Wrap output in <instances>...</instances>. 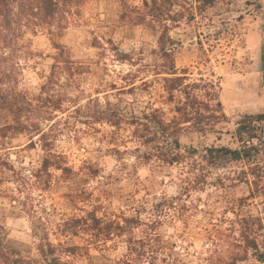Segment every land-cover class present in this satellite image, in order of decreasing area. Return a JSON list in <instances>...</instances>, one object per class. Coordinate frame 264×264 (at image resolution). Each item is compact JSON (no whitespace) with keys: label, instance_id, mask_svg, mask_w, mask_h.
Returning a JSON list of instances; mask_svg holds the SVG:
<instances>
[{"label":"rangeland","instance_id":"374dc122","mask_svg":"<svg viewBox=\"0 0 264 264\" xmlns=\"http://www.w3.org/2000/svg\"><path fill=\"white\" fill-rule=\"evenodd\" d=\"M122 11L119 0H86L68 15L61 36L37 27L4 50L18 86L10 88L34 103L55 63L56 43L73 61L72 70L59 72L55 86L44 89L60 108L48 102L41 113L24 118L47 131L69 172L42 168L46 152L39 136L10 130L2 136L14 120L0 109V225L6 245L31 264H46L39 247L48 241L61 243L60 250L75 248L58 251L66 264H210L226 253L233 217L227 201L247 188H223L218 177H233L239 168L210 169L207 182H198L191 159L166 164L133 136L131 119L151 108L170 118L174 103L167 101L163 75L157 74L163 64L156 53L159 32L124 22ZM170 34L178 43L176 67L218 79L229 116L215 131L183 132V149L235 148L239 116L264 113V0H216ZM225 183L232 185L231 179ZM90 213L105 222H139L106 241L73 235L64 226Z\"/></svg>","mask_w":264,"mask_h":264},{"label":"trees","instance_id":"16d2710c","mask_svg":"<svg viewBox=\"0 0 264 264\" xmlns=\"http://www.w3.org/2000/svg\"><path fill=\"white\" fill-rule=\"evenodd\" d=\"M85 1L0 0V109L10 111L14 120L13 124L2 128V136H6L5 131L9 130L39 136L46 152L42 164L46 171L51 167L66 172L71 169L64 165L63 156L48 143L47 131L37 121L27 123L24 118L34 112L41 113L48 102L53 104V108H60L51 99L49 91L44 89L55 86L59 72L72 70L73 61L65 54L64 47L56 43L58 53L55 63L47 82L42 85L43 92L37 98V103H34L21 91L10 88L18 86L4 50L13 48L19 37L24 36L27 30H36L37 27L61 36L66 29L68 15ZM119 1L123 7L120 18L124 22L145 25L148 29L159 32L156 53L163 59V64L157 74L163 75L167 101L174 103L171 110L174 115L170 118L161 109L151 108L142 117L131 119L133 136L142 145L150 147L153 154L166 164L173 165L182 163L187 158L191 159L189 163L195 171L190 172L195 174L194 179L198 182H207V172L210 169L238 166L233 177H218V186L229 188L244 184L247 191L242 196L227 201L226 209L231 211L233 217L227 222L226 229L229 233L226 234V253L216 260L212 258L210 264H240L250 259H253L251 264L264 263V113H245L239 116L234 131L238 144L235 148L210 145L202 150L195 147L184 150L180 141V135L186 130L212 132L218 124L229 121L220 98V81L203 75L195 77L188 67L178 69L175 63L178 43L170 34L182 19L194 20L199 12L213 6L216 0H141V5H133L131 0ZM108 121L119 126L118 119L109 117ZM226 179H231L232 185H225ZM253 206H257L256 212L251 209ZM138 222L136 217H125L124 224L105 222L90 213L86 218L77 217L70 219V222L65 221L64 226L73 235L84 232L106 241L114 235H124L128 228L134 227L133 224ZM2 229L0 225V264H31L32 261L26 259L18 249L6 245ZM59 246L51 241L40 245L39 254L46 264H66L58 251L72 253L75 250L72 247L60 250Z\"/></svg>","mask_w":264,"mask_h":264},{"label":"crops","instance_id":"0c3cea01","mask_svg":"<svg viewBox=\"0 0 264 264\" xmlns=\"http://www.w3.org/2000/svg\"><path fill=\"white\" fill-rule=\"evenodd\" d=\"M243 88H246V87H243ZM223 90V89H222ZM221 97H222V95H221ZM224 98V97H223Z\"/></svg>","mask_w":264,"mask_h":264}]
</instances>
